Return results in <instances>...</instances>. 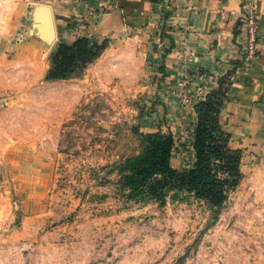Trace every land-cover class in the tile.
<instances>
[{
    "label": "rangeland",
    "instance_id": "374dc122",
    "mask_svg": "<svg viewBox=\"0 0 264 264\" xmlns=\"http://www.w3.org/2000/svg\"><path fill=\"white\" fill-rule=\"evenodd\" d=\"M36 23L0 0V264H264V139L222 126L241 158L220 206L175 182L134 192L125 162L148 133L171 134V166H192L207 84L165 92L133 36L87 37L96 56L45 79L61 30L34 45Z\"/></svg>",
    "mask_w": 264,
    "mask_h": 264
},
{
    "label": "crops",
    "instance_id": "0c3cea01",
    "mask_svg": "<svg viewBox=\"0 0 264 264\" xmlns=\"http://www.w3.org/2000/svg\"><path fill=\"white\" fill-rule=\"evenodd\" d=\"M106 1L16 0V5L28 20L35 5L47 4L67 44L79 36L139 39L146 67L163 75L165 92L190 80L205 82L210 91L224 85L222 126L238 123L243 138L253 132L256 141L264 139V0H117L110 9ZM249 1L256 9L257 41L254 57L246 61L242 27ZM32 43L46 42L38 36Z\"/></svg>",
    "mask_w": 264,
    "mask_h": 264
},
{
    "label": "trees",
    "instance_id": "16d2710c",
    "mask_svg": "<svg viewBox=\"0 0 264 264\" xmlns=\"http://www.w3.org/2000/svg\"><path fill=\"white\" fill-rule=\"evenodd\" d=\"M90 41L86 36L77 37L71 44L61 41L53 53V66L45 79L66 78L73 72L75 62L84 65L94 58L96 52L90 49L86 52ZM83 54L85 60L81 59ZM225 92V86L219 85L194 106L197 122L192 125L194 160L190 168L180 171L171 166L174 147L171 134L153 132L146 135L143 152L125 162L130 171L128 183L134 192L146 189L154 197H161L163 188L158 184L175 182L187 185L195 196L207 199L214 206L222 204L226 198L225 186H234L240 178L241 158V151L229 146L230 135L219 121ZM219 173L226 176L221 177Z\"/></svg>",
    "mask_w": 264,
    "mask_h": 264
},
{
    "label": "built area",
    "instance_id": "2783aa9c",
    "mask_svg": "<svg viewBox=\"0 0 264 264\" xmlns=\"http://www.w3.org/2000/svg\"><path fill=\"white\" fill-rule=\"evenodd\" d=\"M104 7L114 8L117 6V0H107ZM242 31L246 37V42L244 44V60L248 61L254 57L256 53V41H257V14L251 1L246 3L244 10V24ZM197 95L202 94V87L198 86Z\"/></svg>",
    "mask_w": 264,
    "mask_h": 264
},
{
    "label": "water",
    "instance_id": "95a60500",
    "mask_svg": "<svg viewBox=\"0 0 264 264\" xmlns=\"http://www.w3.org/2000/svg\"><path fill=\"white\" fill-rule=\"evenodd\" d=\"M32 18L36 20V32L45 42L55 38V27L52 17V11L48 5L37 4L32 11Z\"/></svg>",
    "mask_w": 264,
    "mask_h": 264
}]
</instances>
